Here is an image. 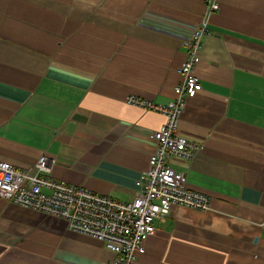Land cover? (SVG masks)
I'll list each match as a JSON object with an SVG mask.
<instances>
[{
  "label": "crops",
  "instance_id": "1",
  "mask_svg": "<svg viewBox=\"0 0 264 264\" xmlns=\"http://www.w3.org/2000/svg\"><path fill=\"white\" fill-rule=\"evenodd\" d=\"M205 0H0V160L42 154L52 176L130 201L176 97ZM179 133L203 149L171 165L211 198L173 205L135 264H264V0L210 17ZM105 244L0 198V264H108Z\"/></svg>",
  "mask_w": 264,
  "mask_h": 264
},
{
  "label": "built area",
  "instance_id": "2",
  "mask_svg": "<svg viewBox=\"0 0 264 264\" xmlns=\"http://www.w3.org/2000/svg\"><path fill=\"white\" fill-rule=\"evenodd\" d=\"M223 0H205L201 21L184 42L186 60L179 72L176 97L165 105L132 96L128 102L162 113L166 120L153 134L157 146L148 168L136 180L137 193L130 201L97 193L87 187L52 176L54 160L42 154L26 168L0 160V198L65 220L69 228L102 241L112 253L108 264H135L145 252L146 240L156 231V222H166L173 205L205 212L210 196L188 186L187 176L171 165L174 157L191 159L203 145L179 133L187 98L202 90L196 75L210 17Z\"/></svg>",
  "mask_w": 264,
  "mask_h": 264
}]
</instances>
